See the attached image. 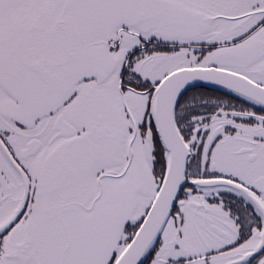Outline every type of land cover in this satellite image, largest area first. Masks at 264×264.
Wrapping results in <instances>:
<instances>
[{"label": "snow or ice", "instance_id": "1", "mask_svg": "<svg viewBox=\"0 0 264 264\" xmlns=\"http://www.w3.org/2000/svg\"><path fill=\"white\" fill-rule=\"evenodd\" d=\"M0 264H264V0H0Z\"/></svg>", "mask_w": 264, "mask_h": 264}]
</instances>
